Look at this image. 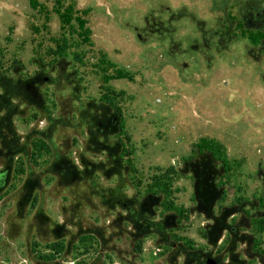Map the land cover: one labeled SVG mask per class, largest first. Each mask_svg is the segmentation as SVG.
I'll use <instances>...</instances> for the list:
<instances>
[{
	"label": "rangeland",
	"instance_id": "374dc122",
	"mask_svg": "<svg viewBox=\"0 0 264 264\" xmlns=\"http://www.w3.org/2000/svg\"><path fill=\"white\" fill-rule=\"evenodd\" d=\"M0 65L15 91L45 79L26 88L32 100H0L18 136L0 140V264H264L252 224L264 218V0H0ZM117 107L123 130L108 143L131 169L94 174L110 163L97 124ZM202 139L230 162L213 213L235 234L196 208L182 172ZM160 179L169 195L155 203Z\"/></svg>",
	"mask_w": 264,
	"mask_h": 264
},
{
	"label": "trees",
	"instance_id": "16d2710c",
	"mask_svg": "<svg viewBox=\"0 0 264 264\" xmlns=\"http://www.w3.org/2000/svg\"><path fill=\"white\" fill-rule=\"evenodd\" d=\"M80 21V24L83 26L84 20L80 17L78 18ZM23 68V65L21 63H15L12 67V71L14 73L20 72ZM4 70L6 68L3 65H0V100L10 101L12 96H16L17 98L20 97V94L25 92L26 96H28L29 99H33V93L30 90H27L26 88L31 85L32 81L41 82L44 79L43 76L40 74L31 77V79H24L19 80L21 82V88L23 91H15L12 88H10L9 83L12 81L11 75L6 73ZM117 78H125L128 77L127 73L120 70L119 73L116 75ZM17 92V93H16ZM108 99V98H107ZM105 101V99H104ZM108 104L111 105V100L108 99ZM117 112L113 113L111 116H108V118H105L104 121H100L97 126L99 129V134L102 136V141H99V139H96L98 145L102 146L104 150H107L110 155L107 156V159L110 160L109 167L103 168L102 164L106 163H99L98 168L93 169V173L95 174L96 171H102L105 176L109 177L113 173H118L119 171L123 170H130L131 166L123 161V156H126L125 153H123L122 150V143L121 141H117L113 146L109 144V140L112 138V136L118 134L121 135L123 130V124L121 121V112L120 109L117 107L115 108ZM10 116L5 115L0 119V140L4 143L8 144V146H12V143L14 140L18 137L15 133L14 126L10 127ZM10 133V135H8ZM8 137V138H7ZM41 137V136H40ZM39 139L46 140V137H41ZM119 140V139H118ZM12 142V143H11ZM117 145H121L120 148L117 147ZM63 159L61 158L60 161L55 162V165L57 167L63 166L62 165ZM129 161V160H128ZM127 161V162H128ZM90 167L86 165V169L89 170L88 172H92V170L89 169ZM116 169V171H115ZM230 170V162L226 157V153L224 150V147L222 144L218 143L215 140L212 139H202L199 143H196L192 148V154L184 160V166L182 169V172H190L193 176L194 181V199L196 200V208L202 212L205 213L208 217H213L216 219L217 224L220 222H223L222 229H228L231 234H235L236 232V225L235 223H224V221H221L222 218L220 216H215L213 213V209L216 205V201L220 198H222L223 189L222 185L219 183L221 176L223 174L228 173ZM88 172H85V170H76L73 171V178L76 181H82L85 177V174ZM160 183H158L157 191L155 192L156 195L153 198V195L148 194L144 200L142 201V208L145 210V212H149L148 205H150V202H152V198L155 199V203H162V201L169 195V189H168V181H163L160 179ZM162 182V183H161ZM96 191H94L96 194L99 195L101 200L104 202H107L110 200L109 197L106 196V193L103 191L102 187H96ZM114 203L120 204L122 207L126 205V202H124L123 198L115 193L114 197ZM111 199V200H112ZM154 203V204H155ZM141 208V209H142ZM231 211L223 212V214L229 216L230 214L233 215L235 212H237L236 208L230 207ZM147 215L142 214L141 210L139 211V217L140 220L146 219ZM149 222V219H147ZM148 222L147 225H150ZM173 219L172 217L168 216L166 220H164L162 223L164 224H158L154 223L153 227L154 232L162 233L164 229L165 224H172ZM216 224V226H217ZM252 224L257 230L264 229V218L262 219H256L252 218ZM215 224L207 231L208 237H213L214 233L216 231ZM231 257L233 256V253L230 254Z\"/></svg>",
	"mask_w": 264,
	"mask_h": 264
},
{
	"label": "water",
	"instance_id": "95a60500",
	"mask_svg": "<svg viewBox=\"0 0 264 264\" xmlns=\"http://www.w3.org/2000/svg\"><path fill=\"white\" fill-rule=\"evenodd\" d=\"M4 176H5V173L0 171V177L4 178ZM205 263L206 264H219L218 261L210 255L206 257Z\"/></svg>",
	"mask_w": 264,
	"mask_h": 264
},
{
	"label": "flooded vegetation",
	"instance_id": "af4514ba",
	"mask_svg": "<svg viewBox=\"0 0 264 264\" xmlns=\"http://www.w3.org/2000/svg\"><path fill=\"white\" fill-rule=\"evenodd\" d=\"M3 177H0V181H2Z\"/></svg>",
	"mask_w": 264,
	"mask_h": 264
}]
</instances>
